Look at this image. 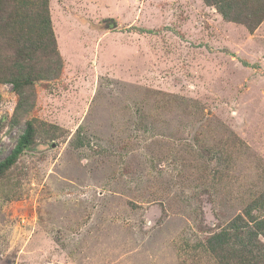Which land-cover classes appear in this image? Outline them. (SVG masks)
<instances>
[{
	"label": "rangeland",
	"instance_id": "374dc122",
	"mask_svg": "<svg viewBox=\"0 0 264 264\" xmlns=\"http://www.w3.org/2000/svg\"><path fill=\"white\" fill-rule=\"evenodd\" d=\"M49 10L60 75L13 126L0 84V161L36 126L0 177V264H217L206 238L264 190V21L204 0Z\"/></svg>",
	"mask_w": 264,
	"mask_h": 264
},
{
	"label": "trees",
	"instance_id": "16d2710c",
	"mask_svg": "<svg viewBox=\"0 0 264 264\" xmlns=\"http://www.w3.org/2000/svg\"><path fill=\"white\" fill-rule=\"evenodd\" d=\"M204 2L223 21L241 25L249 33L264 21V0ZM36 51L52 55L55 62L50 60L47 68H40ZM61 68L49 0H0V84H10L17 96L12 126L19 124L34 106L26 90L38 81L55 79ZM35 136V124L27 121L11 153L0 161V177L34 143ZM205 249L217 264H264V190L240 214L217 226L206 238Z\"/></svg>",
	"mask_w": 264,
	"mask_h": 264
}]
</instances>
